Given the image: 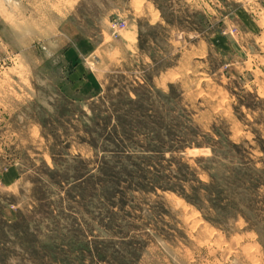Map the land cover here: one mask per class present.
Returning a JSON list of instances; mask_svg holds the SVG:
<instances>
[{"label": "rangeland", "instance_id": "obj_1", "mask_svg": "<svg viewBox=\"0 0 264 264\" xmlns=\"http://www.w3.org/2000/svg\"><path fill=\"white\" fill-rule=\"evenodd\" d=\"M0 264H264V0H0Z\"/></svg>", "mask_w": 264, "mask_h": 264}, {"label": "trees", "instance_id": "obj_2", "mask_svg": "<svg viewBox=\"0 0 264 264\" xmlns=\"http://www.w3.org/2000/svg\"><path fill=\"white\" fill-rule=\"evenodd\" d=\"M120 123H122V121L120 120V118H118L117 120H116V123H115V127H114V133L113 134H115V136L118 134V132H120L119 131V128H120ZM130 125V127H132V129L134 128V125H131V124H129ZM112 138H113V136H112ZM109 141H113L112 139H110L109 138ZM195 188V187H194ZM194 188H192L191 189V191H193V192H196V190L194 189ZM194 197V196H193ZM185 198L188 200V201H190V202H194V203H196L195 201V199H197V198H192V197H190L189 195H188V192H187V190L185 189Z\"/></svg>", "mask_w": 264, "mask_h": 264}, {"label": "crops", "instance_id": "obj_3", "mask_svg": "<svg viewBox=\"0 0 264 264\" xmlns=\"http://www.w3.org/2000/svg\"><path fill=\"white\" fill-rule=\"evenodd\" d=\"M78 63H79L78 66L75 65V71L81 69L85 73H93V71L88 70L87 65L85 63H82L79 60H78Z\"/></svg>", "mask_w": 264, "mask_h": 264}, {"label": "built area", "instance_id": "obj_4", "mask_svg": "<svg viewBox=\"0 0 264 264\" xmlns=\"http://www.w3.org/2000/svg\"><path fill=\"white\" fill-rule=\"evenodd\" d=\"M118 25H120V24H118ZM122 25H124V22L122 23ZM116 26V25H115Z\"/></svg>", "mask_w": 264, "mask_h": 264}]
</instances>
